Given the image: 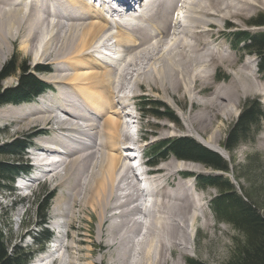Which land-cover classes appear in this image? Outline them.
<instances>
[{
	"label": "bare ground",
	"instance_id": "1",
	"mask_svg": "<svg viewBox=\"0 0 264 264\" xmlns=\"http://www.w3.org/2000/svg\"><path fill=\"white\" fill-rule=\"evenodd\" d=\"M116 1L120 8L112 7L107 18L104 10L86 0H0V52L10 39L24 36L23 48L34 53L33 63L50 61L56 73L43 80L58 89L50 92L51 100L24 104L23 111L15 109V117H20L22 127L41 126L32 136L52 132V137L38 138L32 147L38 152L37 181H57L54 187L61 189L55 210L63 229L71 226L75 207L82 204L99 215L101 234L108 224L103 242L112 249L111 264H128L137 250L133 264H169L177 251L179 259L172 263L185 264L184 257L192 250L190 232L199 217L195 211L203 199L194 194L191 181L177 177L200 168L176 160L158 167L152 182L143 185L152 197L148 209L142 203L144 189L123 152L132 138L129 131H122L129 128L125 120L137 119L129 102L140 85L162 90L165 100L183 90L202 108L200 114L182 116L187 131L230 161L227 150L216 143L214 135L220 130L209 139L197 131L211 128L218 114L234 112L239 97L264 95V87L254 83V74L235 71L237 60L225 56L221 44L213 46L209 39L224 34L222 23L241 25L264 11V0H150L140 14L131 0ZM102 50L118 56L103 62ZM218 65L229 69L232 82L200 101L198 96L213 84L211 69ZM5 114L2 109L0 117ZM201 210L200 216L206 217ZM59 244L55 253L36 264H50L61 251L60 264H80L74 238L69 244L61 238ZM87 250L88 264L99 262L101 257L91 260L93 251Z\"/></svg>",
	"mask_w": 264,
	"mask_h": 264
},
{
	"label": "rangeland",
	"instance_id": "2",
	"mask_svg": "<svg viewBox=\"0 0 264 264\" xmlns=\"http://www.w3.org/2000/svg\"><path fill=\"white\" fill-rule=\"evenodd\" d=\"M258 17H261V20L264 22V11H259L256 15L250 18V20H245L242 22L241 25L234 21L227 24L222 23V27H220L221 29H224V34L221 35L222 37L220 36L219 39L213 38L209 40L212 41L213 46L221 44L220 49L222 53L225 56L229 55L231 58L233 57L237 60L235 71L241 69V71H239L241 73H246V75L254 74V83H259V86L264 87V78L258 72V59L255 56H249L245 54L243 49L236 44L232 37V33L239 30H249L252 33L264 31V27H248V25L256 21ZM23 42L24 36H19V38L16 40L13 39L12 41V39H10L9 44L5 46L6 48H1L0 71L7 64V62H9L11 58L15 56V60L18 62V64H25L33 74L35 73L37 67L46 70L49 68L48 70H50L51 73H35L41 81L44 79L47 80V78L54 76L55 71L52 70L51 67L53 66L50 64V61H46L44 64L35 65L33 63L34 53H27L23 48ZM40 55H42V51L40 52ZM246 62H250L251 65L244 67L243 65H245ZM242 67H244V72L242 71ZM246 68H248V70ZM227 70L229 69L225 68L224 65H218V68L213 67L211 69L210 75L212 76L211 82L213 84H211L212 86L206 93H204L202 96H198L200 101L204 100L205 95H209L210 93H213V91H217L218 89L224 87H229L232 82L231 78H233V75H231V73H229ZM17 76L18 75L12 76L4 80L2 82V86L5 88L14 87L18 81ZM150 89L151 88L147 87L146 85H140L136 90L137 96L136 98L131 99L128 109L134 112L137 117H140V120L138 121L139 123L136 127H134L135 125L131 124L133 120L127 119L125 120V123L129 124V128H126L125 126L123 127L122 131L124 133L129 131V133H131L133 136L135 135V131H138L141 137H145L148 141L141 144V147L144 149L145 153L148 151L150 146L161 141L180 137L195 139L192 135H190V132L187 131L185 120L182 116L186 117V115L189 113L190 116H192V114L193 116L200 114L202 111L201 106L197 103H192L193 101H191V98L188 95H185L183 90L178 94V96L171 94L169 98L165 100V98L163 99L162 97L164 94L162 90L158 88H152L151 93L149 92ZM56 91H58V89H56ZM56 91H54V93H56ZM41 97H43L41 99L48 101L51 100L50 93H46ZM251 101H257L260 103L264 112V95L251 93L238 98L236 102V109L234 112H232L233 114L231 112L230 115L218 114L213 120V126L211 128L208 130H202L199 128V131L197 132H199L204 138L209 139L212 137L213 133L216 132L215 130H220L216 132L214 136L216 137V143L224 148L228 131L237 121L245 103ZM143 103H147L148 105H145L144 110H141ZM26 105L36 106L38 105V99L33 102V105ZM20 107L22 108L24 105H7L0 108V111L3 109L6 112L5 116H2L3 118L0 117V145L14 142L17 139L26 141L28 138L30 139L32 135H35L34 133L36 130L41 128V126L36 128L35 125L25 128L24 126L22 127L23 124H18L21 120L18 119L20 118L19 116L15 117L17 114L15 113V109L19 110ZM8 108H11V111ZM21 108L19 111H23ZM12 111L14 113H12ZM165 111L167 113L173 114L177 118L178 122H173L168 118L153 117V113L163 114ZM10 113V118H6V116ZM17 125L19 127H17ZM49 136L52 137V132L50 133V131ZM35 139L36 138H34L33 141H35ZM127 142L130 144V140ZM35 143L36 142L33 144ZM227 152L230 154L231 160L228 161L224 157L223 158L230 165V172L223 176L230 180L240 195L246 196L248 194L252 196L253 201L256 203L260 212L264 215V122L260 123L259 130L253 132V134L243 141L236 150ZM3 159L10 162H15V164L20 161V165H24L22 160H20L21 158L10 157ZM26 160L29 161V163L32 162L28 156L24 158V161ZM171 160L179 161L176 157L170 156L167 159L159 162L158 159H156L155 162H158L157 166H161ZM180 162H185L191 164L194 167L200 168L199 172L187 171L184 173V175H179L177 179L181 181H186L184 178L186 174H192L194 176L222 174L221 172H215L214 170L207 168L202 164L182 160H180ZM188 180L191 181L194 194L197 196L201 195V198L203 199L199 210L203 208V211L205 210L206 217H203V215L200 216L202 210L195 211L199 213V219L197 218L196 223L190 232L192 250L190 255H186L184 257L185 264H188L190 259L199 261L202 264H225L234 248L235 241L242 238L241 234L233 227L232 224L219 220L215 216L212 210V201L218 196L219 192L214 188H209L207 190L202 189L194 177L188 178ZM50 182V180H45L44 183H41V185H37L38 187H36L33 197L21 196L18 190H16L15 197L9 199L10 197L7 191H0V228L4 232L10 248L13 246L25 249L34 248L31 246L33 238L29 239L28 236L35 232V229L37 228H35L36 224L42 220V218L37 217L36 215L38 208L44 212L47 206L50 205L49 211L47 213V217L49 218L54 213L53 211L56 209V205L61 199V196H59V193L61 194V189H55L54 187L58 182ZM10 187L16 189V185ZM54 189L56 191L52 192ZM74 212V219L71 223V226L66 230V240L68 244L71 243L73 238L76 240V246L78 249H80L78 252L79 257L81 258L80 264H88L87 256L89 255V252L87 249H90V247L93 251L92 255L94 257L90 258L91 260L97 261L98 257H101L99 262H97L98 264H111L110 256L108 255L112 252V249L107 247L105 242H103L106 239L105 232H107L108 227L106 226H108V224L106 223V225H104L102 228L104 233L103 235V233H100L101 231L98 223L100 221V217L98 214L92 212L90 208H85L82 204L76 205ZM110 214L111 213L109 212L107 218H109ZM107 218L106 221L108 220ZM206 221L207 223L209 222L207 225H205ZM39 231H41V229H39ZM137 251L134 252V256L132 255L131 257L133 259L128 264H133V262L137 260L138 255H135L137 254ZM177 252L174 253L173 257H171L172 259L169 264H173L172 261H174V259H179ZM59 253L63 255L62 251ZM67 254L70 255L69 253Z\"/></svg>",
	"mask_w": 264,
	"mask_h": 264
},
{
	"label": "trees",
	"instance_id": "3",
	"mask_svg": "<svg viewBox=\"0 0 264 264\" xmlns=\"http://www.w3.org/2000/svg\"><path fill=\"white\" fill-rule=\"evenodd\" d=\"M253 25L262 26L264 22L261 17H258ZM232 37L245 53L257 57L258 72L264 78V32L238 31L233 33ZM36 70L47 72L46 69L39 67ZM16 75H18V81L14 87L5 88L2 86L4 80ZM46 88L47 85L32 74L25 64H18L14 56L0 71V108L31 102ZM143 104L142 110L145 105H148L147 103ZM153 115L178 122L173 114L166 111L163 114L153 113ZM262 122H264V112L260 103L257 101L246 102L237 121L228 131L224 143L225 150H236L253 132L259 130V125ZM27 144V141L17 139L14 142L0 145V190L4 189L7 184H13L15 176L21 171L27 170L28 167L16 166L15 162L3 158L21 157ZM148 156L153 161L175 156L179 160L202 164L217 172H230V165L218 153L188 137L159 142L150 147ZM195 179L202 189L214 188L219 192L212 201V210L215 216L219 220L232 224L241 234L242 238L235 241L234 248L225 264H264V215L253 201L252 196L240 195L230 180L223 175H199L195 176ZM47 210L48 206L44 212L38 208L37 217L42 218L43 222ZM39 235L38 246L49 238L50 233L42 229ZM32 256L31 250L15 246L10 248L4 232L0 228V264H28ZM188 264L202 263L190 259Z\"/></svg>",
	"mask_w": 264,
	"mask_h": 264
}]
</instances>
